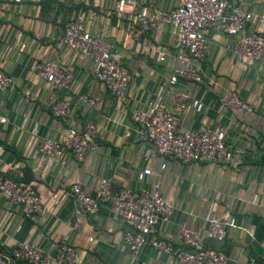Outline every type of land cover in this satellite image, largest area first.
Wrapping results in <instances>:
<instances>
[{
	"label": "crops",
	"instance_id": "0c3cea01",
	"mask_svg": "<svg viewBox=\"0 0 264 264\" xmlns=\"http://www.w3.org/2000/svg\"><path fill=\"white\" fill-rule=\"evenodd\" d=\"M236 4V0H229ZM179 0H138L124 14L115 0H23L0 5V69L12 84L0 93V174L23 169L39 191L45 212L24 216L22 207L0 193V248L10 252L27 241L41 247L57 261L59 247L68 243L80 257L79 264H179L178 252L186 249L183 230L196 231L208 247L227 256L225 264H263L264 249V54L257 60L234 52V37L214 26L204 30L206 55L196 62L203 81L181 79L170 84L180 64V46L174 27L162 24L140 40L129 26L141 7L170 12ZM245 9L259 18L248 24L250 32L264 35V0H250ZM86 17L88 31L111 46L112 54L132 73L123 95L113 93L95 76V63L62 43L67 23L78 14ZM22 45H25L22 48ZM167 52L165 61L159 50ZM56 61L72 75L59 87L41 77L38 60ZM235 91L247 106L226 104L223 96ZM172 91H183L197 106L181 116L179 130L211 128L225 132L231 159L184 162L164 160L132 119L135 109L145 107L159 92L171 108ZM87 95L95 100H82ZM68 101L70 113L57 116L52 106ZM97 123L96 149L82 159L66 151L50 158L38 152L42 139H61L69 128L83 130ZM150 170V173H146ZM104 179L116 187L149 192L159 189L174 206L161 216L158 235L174 246L171 253L144 247L134 258L122 238L127 222L113 213L108 203L86 212L71 196L80 183L95 195ZM230 214L237 227L229 228L223 241L206 236L210 215ZM13 264H26L13 262Z\"/></svg>",
	"mask_w": 264,
	"mask_h": 264
},
{
	"label": "built area",
	"instance_id": "2783aa9c",
	"mask_svg": "<svg viewBox=\"0 0 264 264\" xmlns=\"http://www.w3.org/2000/svg\"><path fill=\"white\" fill-rule=\"evenodd\" d=\"M3 1L0 0V5ZM10 1L19 4L23 0ZM115 1L116 10L120 14H124L128 8L135 9L138 6V0ZM249 1L236 0V4H231L229 0H179L178 6L170 12L141 7L129 26V34L140 40L144 33L156 30L162 24L174 27L184 51L178 56L180 64L174 67L170 84L176 85L181 79L202 82V74L196 62L206 55L204 30L207 27L214 26L218 31L233 36V50L242 57L257 60L264 54V35L248 30V24L259 18V15L245 9ZM104 3L105 0H96L97 5L102 6ZM62 43L72 51L93 60L96 78L104 82L113 93L123 95L132 80V73L112 54L109 44L88 31L86 17L82 13L67 23ZM166 55V50L161 48L159 60L165 61ZM36 70L41 77L59 87L68 86L72 80V75L56 61L42 58L36 63ZM12 81V77L0 69V93ZM82 100L89 104L95 103L87 95H83ZM222 100L226 104L247 107L235 91H227ZM199 104V100H191L186 92L172 91L171 108H167L163 96L158 92L145 107L133 111V121L164 160L162 168L167 166L170 158L184 162L231 159L225 143V132L211 128L179 130L184 111L189 106ZM52 109L57 116L66 117L70 113V103L57 101ZM6 120L0 113V123ZM97 127V123L90 120L83 130L69 128L61 139H42L38 152L54 158L69 151L76 159L82 160L88 152L96 149L94 139L97 137ZM146 173H150V170H146ZM0 193L11 203L20 205L26 217L45 212L39 191L31 181L24 180L23 169L11 168L8 174H0ZM70 193L86 212L93 213L101 204L108 203L113 213L127 222L129 229L123 232L122 238L134 258L147 246L167 253L175 250L172 243L161 238L157 232L159 218L170 216L174 212L173 204L163 197L159 189L149 192L144 189L116 187L110 179H104L95 195L87 194L80 183H74ZM235 227L237 219L230 214L223 217L210 215L206 236L223 241L227 230ZM182 242L186 249L178 252L179 264H225L227 261V256L222 251L206 246L196 231L183 230ZM262 256L264 259V249ZM56 259L62 264L80 263L75 248L68 243L59 247ZM49 260L50 256L41 247L27 241L18 243L10 252H4L0 248V264H48Z\"/></svg>",
	"mask_w": 264,
	"mask_h": 264
},
{
	"label": "trees",
	"instance_id": "16d2710c",
	"mask_svg": "<svg viewBox=\"0 0 264 264\" xmlns=\"http://www.w3.org/2000/svg\"><path fill=\"white\" fill-rule=\"evenodd\" d=\"M24 180H25V181H30V180L28 179V177H27V172L24 173Z\"/></svg>",
	"mask_w": 264,
	"mask_h": 264
}]
</instances>
